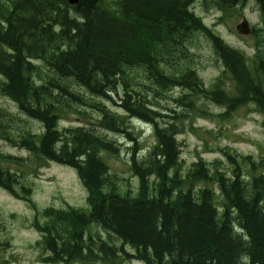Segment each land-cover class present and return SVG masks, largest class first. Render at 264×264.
<instances>
[{"label": "trees", "instance_id": "trees-1", "mask_svg": "<svg viewBox=\"0 0 264 264\" xmlns=\"http://www.w3.org/2000/svg\"><path fill=\"white\" fill-rule=\"evenodd\" d=\"M197 1L118 0V9L113 10L109 0H80L76 7H70L67 0H16L11 6L0 0V93L45 127L41 135L25 134L19 118L0 108V140L25 148L44 164L74 168L88 190L87 210L47 208L44 224L35 216L32 226L42 234L36 245L42 255L47 252L40 257L42 262L110 260L114 253L100 235L89 234L91 243H85L86 233L96 227L132 246L135 259L146 264H264L261 164L227 149L231 176L219 169L212 172L204 159L193 163L185 176L181 174L178 134L186 130L187 119L192 125L197 116H210L208 110L197 108L198 95L227 105L226 115L249 103L264 115V56L259 53L249 64L243 52L228 47L194 15ZM249 1L214 3L226 11L236 6L243 9ZM257 1L264 26V0ZM199 32L211 40L224 63V75L210 90L189 61V44ZM34 60L41 61L46 71ZM135 69H143L162 92L183 89L184 96L177 101L189 112L172 111L171 115L159 102L151 104L146 92L133 87L140 85L132 76ZM226 76L234 86L233 94L225 93L222 80ZM82 90L105 101L118 96L129 119L144 121L154 129L153 150L139 158V143L124 118L101 101L88 102ZM82 104L101 115L95 129H59L67 113H82L74 106ZM98 128L124 134L134 142L130 171L140 184L135 196L122 194L111 180L101 154L117 156L118 152L114 141ZM11 130L21 136L19 142L7 132ZM4 159L0 154V188L20 199L14 184L18 176L2 167ZM243 163L251 166L249 180L242 175ZM151 178L153 190L149 192ZM216 182L221 202L212 190ZM209 183L210 187L204 185ZM21 189L24 200L36 211L29 190ZM97 242L103 257L94 252ZM4 245L0 240V248Z\"/></svg>", "mask_w": 264, "mask_h": 264}, {"label": "rangeland", "instance_id": "rangeland-1", "mask_svg": "<svg viewBox=\"0 0 264 264\" xmlns=\"http://www.w3.org/2000/svg\"><path fill=\"white\" fill-rule=\"evenodd\" d=\"M15 1L1 0L3 4L9 6ZM117 2L118 0H109L110 8L113 10L118 9ZM194 4V15L200 17L207 28L214 30L212 32L220 39H223L228 47L243 52L245 57L248 58L249 64H252L251 59L259 53L264 56V26L262 25L260 7L257 0H250L243 9H241V6H236V8H227L225 9L226 11L224 9L219 11L218 5L212 0H198ZM213 6L216 7L214 8ZM245 18L251 28L256 30L257 34L242 37L237 33L236 25ZM189 47L190 63L193 64V68L201 77L204 87L207 90L212 89L215 80L224 75L222 74L224 63L221 62L211 44V40L204 33L199 32L194 35ZM36 63L41 66V69L45 70L41 61ZM132 76L135 78L136 83H140L138 87H133L136 90L146 92L145 95L151 104L156 101L159 102L161 109L171 115L173 114L172 111L179 113L189 112L187 108L181 106L177 101L184 96L183 89L176 87L173 90L162 92L157 85L152 84L146 78L143 69H135L132 72ZM0 79L3 80L1 75ZM222 82H224L223 86L227 95H229V92L235 93L234 86L228 76L224 77ZM158 90L162 93L158 94ZM118 91L120 94L123 92L121 89ZM82 92L88 102L101 101L107 104L114 113L120 114L124 118L126 126H129L130 131H132L134 135H131L132 138L139 143L138 149L141 150V153L137 156L142 158L148 155L151 146L155 143L151 128H145L144 126L140 128L133 123H129L127 114L118 104V96L113 97L114 101H105L92 96L87 91L82 90ZM198 99L197 108L208 110L210 116H197L193 120L192 125L190 120L187 119L186 130L179 135L178 141L182 151L180 157L183 160L181 161L182 176H185L189 169L192 168V164L200 159H204L207 162L212 172L219 169L220 172H226L230 176L232 167L224 153L227 149L231 154L251 156V159L256 164H261V168L264 169V115L255 109L256 106L254 104L239 105L236 112L221 117L220 115L226 112L222 106L214 101H207L202 94L198 95ZM75 106L79 107L82 113L75 110L67 113L61 118L59 129L66 130L72 127L95 129L97 122L101 119V115L96 110L85 107L86 105ZM225 106L227 107V105ZM0 108L8 111V115L19 118L18 124L20 128L24 129V132L26 131L25 134L30 131V133L41 135L44 131V125L41 122L27 117L20 111L15 102L1 94ZM136 123L144 125L138 121ZM98 129L114 141V147L118 152L117 156L110 154L103 156L104 161L109 166L108 174L111 180L118 185L122 194L130 192L134 196L140 187L138 177L130 171V149L134 146V143L125 137L124 134L106 132L101 128ZM7 132L11 138L19 142L21 136L18 133L12 132V130ZM0 154L5 157L2 160L3 168L18 176L14 178V184L20 196V199H18L8 191L0 188V240L5 244L0 248V264H46L40 262L41 252L36 247L41 234L35 227H31L35 216L38 214L39 221L44 224L46 220L43 212L47 208L86 209L88 202L87 188L83 186L79 176L76 175L74 170H71L72 168L56 165L52 162L44 164L40 159L34 158L27 150L21 149L19 145H14L4 139L0 140ZM38 164L44 165L39 171L36 169ZM250 172L251 166L249 163H243V177L249 180ZM16 180H19L20 183H16ZM152 181H154L153 178H151L149 184ZM204 185L210 187V183ZM204 185L200 184L199 187H204ZM216 185L217 182L213 183L212 190L216 191L215 193L218 196ZM152 186L151 184L149 192L153 190ZM21 187L24 190H29V199L36 204V211L30 203L24 200ZM89 234H92L95 238H97V234L100 235L104 241L102 243L112 249L115 257L110 258V260L107 257L94 264H146L135 259L136 250L132 246L123 245L116 236H110L101 228L92 227L88 231L85 242L87 246L91 243L87 238ZM99 250L100 248L95 250V254L98 257H103V254H99ZM125 253L131 255L132 258L129 259Z\"/></svg>", "mask_w": 264, "mask_h": 264}, {"label": "bare ground", "instance_id": "bare-ground-1", "mask_svg": "<svg viewBox=\"0 0 264 264\" xmlns=\"http://www.w3.org/2000/svg\"><path fill=\"white\" fill-rule=\"evenodd\" d=\"M80 1V0H79ZM212 1H214V0H212ZM67 2H68V5L70 6V7H76L78 4L76 3V0H67ZM79 3V2H78ZM220 4V3H219ZM232 4V3H231ZM224 6V5H223ZM226 8V7H225ZM218 10L219 11H221V10H223V8H219V5H218ZM200 18V17H199ZM201 19V18H200ZM203 23V22H202ZM248 21L246 20V23H245V27H240V28H237V33L240 35V36H242V37H245V36H250V35H255V34H257V32H256V30H254V29H252V28H250V26H248ZM204 25V24H203ZM205 26V25H204ZM60 27V26H59ZM206 27V26H205ZM207 28V27H206ZM57 29V28H56ZM209 30H210V28H208ZM64 47V46H63ZM91 101H93V100H91ZM153 102V101H152ZM67 105V104H66ZM75 106V105H74ZM175 107V106H174ZM264 118V117H263ZM59 123H60V121H59ZM145 124V123H144ZM145 125H147V124H145ZM148 126V125H147ZM150 126V125H149ZM151 127V126H150ZM58 128H59V125H58ZM111 140V139H110ZM112 141V140H111ZM132 143H134L133 141H132ZM128 144V143H127ZM117 147V146H116ZM140 153H141V150H140ZM177 154V153H176ZM127 161V160H126ZM182 174V173H181ZM113 175V174H112ZM83 184V183H82ZM88 191V190H87ZM196 193V192H195ZM87 197H88V195H87ZM198 200V199H197ZM215 206V205H214ZM218 208V207H217ZM79 209H81V208H79ZM86 210H87V208H86ZM230 212V211H229ZM231 214V213H230ZM87 234V233H86ZM87 236V235H86Z\"/></svg>", "mask_w": 264, "mask_h": 264}, {"label": "water", "instance_id": "water-1", "mask_svg": "<svg viewBox=\"0 0 264 264\" xmlns=\"http://www.w3.org/2000/svg\"><path fill=\"white\" fill-rule=\"evenodd\" d=\"M78 2H79V0H76V3H77V4H78ZM245 23H246V22H244V23L238 25V28H240V27H245Z\"/></svg>", "mask_w": 264, "mask_h": 264}]
</instances>
